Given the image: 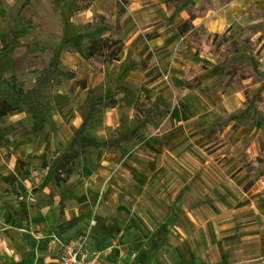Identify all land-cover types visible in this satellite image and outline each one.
<instances>
[{"label": "crops", "instance_id": "crops-1", "mask_svg": "<svg viewBox=\"0 0 264 264\" xmlns=\"http://www.w3.org/2000/svg\"><path fill=\"white\" fill-rule=\"evenodd\" d=\"M40 1L48 3L50 13L55 16L48 24L32 13L35 8L28 9V6L22 9L20 19L32 16L34 21L41 22L48 42L36 40L28 33L19 41L25 44L23 50L19 47L10 49L13 45L8 50L2 48L12 40L16 29L7 23L1 8L6 2H15L0 0V56L15 54L19 63L12 73L23 82L26 90L36 87L45 95L42 103H16L17 109L0 117V183L7 182L11 187L9 190L0 188V258L7 264H56L58 241H66L65 236L75 232H87L89 256L96 257L97 264H134L131 262L134 257L128 263L118 260L117 256H108L111 253L109 247L114 242L122 245L117 241L119 227L111 216L121 213L122 206L117 204L116 210L115 207L109 210L106 205L112 186L118 185L137 196L141 191L140 185L127 164L128 156L101 150L99 146L96 148L95 137L110 139L113 130L117 129L122 135L121 141L125 142L127 132L136 128L133 119L140 93L156 95L164 101L167 84L174 95L178 89V93L186 97L185 90L191 93L199 89L211 100L209 118L213 122L221 116V109L226 112L240 110L257 82L240 90L233 83L217 89L224 69L220 62L225 59L227 51L222 45L197 50L198 44L189 35L178 34V26L186 20V10L181 6L164 8L165 0H129L125 5L126 12L119 19L124 46L117 54V61L101 67H95L94 58L82 55L86 44L82 38L76 43L71 39L78 35L76 32L85 23L93 21L103 27L101 12H109L115 21L117 0H97L92 8L69 12L67 23L59 11L53 10L55 0ZM248 1L232 0L222 6L218 0H213V8L204 16H196L192 23H203L209 30L221 32L235 21ZM190 3L203 6V0H190ZM212 18L222 23L220 29L210 28L208 24ZM65 42L77 45L79 49H61ZM34 43L46 44L49 48L46 52L43 48L37 52L38 47L29 46ZM211 52L219 53L213 57ZM44 54L49 60L55 58L58 70L71 71L73 76L58 78L54 73L46 75L44 65L37 68L38 60ZM167 75L168 82L165 80ZM183 78L196 81L197 89L182 85ZM82 80L86 86L74 84L71 90L72 81ZM183 87L185 89L182 90ZM111 99H115L116 104L106 105ZM172 104L173 108L177 107L175 101ZM246 115L242 118L247 119ZM259 124L241 122L231 134V144L218 165L230 175L231 187L242 189L238 200L242 214L239 220L242 221L235 226L240 241L233 249L245 251L254 248L264 256V168L251 177L240 164L243 160L256 159L260 152L264 154V120ZM82 126L78 138L83 146L87 145L85 154L93 156L92 163L85 162L86 156H83L79 160L84 162L80 164L77 159L68 180L56 183L52 179L46 180L50 161L48 154L57 148L61 151L67 149L75 132ZM130 151L139 154L137 147L132 146ZM245 185L247 187L243 188ZM22 191L29 201L27 217L20 219L18 224H12L3 199ZM60 204L64 205L61 211ZM118 251L114 253L119 254Z\"/></svg>", "mask_w": 264, "mask_h": 264}, {"label": "rangeland", "instance_id": "rangeland-1", "mask_svg": "<svg viewBox=\"0 0 264 264\" xmlns=\"http://www.w3.org/2000/svg\"><path fill=\"white\" fill-rule=\"evenodd\" d=\"M14 2L5 3L3 8L7 12L1 8L7 17V23L10 22L16 29L12 40L6 43V49L9 50L13 45L10 49L19 47L18 49L23 50L25 44L19 41L28 33L36 40L48 42L46 29L41 22L34 21L32 16L24 19H20V16L22 9L28 6V9L35 8L32 13L48 24L55 17L50 13L49 4L40 0L39 3L37 0ZM74 4L75 0H65L59 4L53 2L52 8L55 12L59 11L63 21L67 23ZM249 6L264 9V0H249L235 21L224 29L230 27L229 34L238 41L241 55L249 58L257 70L254 75L257 83L249 94L252 95L259 82L264 80V15L251 18L247 13ZM117 9L118 7L114 10L115 19H121L123 15H119ZM108 28L105 25L100 28L93 21L85 23L71 41L76 43L77 39L83 40L84 35L93 37L98 33H107ZM66 43L61 45V49H79L77 45ZM29 46L38 47L37 52L42 48L46 52L49 48V45L42 43ZM218 53L211 52V55L214 57ZM42 57L38 60L37 68L44 65L46 75L54 73L58 78L66 77L59 73L54 57L51 60L45 54ZM17 59L15 54L5 53L0 56V92L17 104L25 105L32 101L42 103L45 95L40 89L35 87L24 96L13 95L12 88L3 81V71L13 72L12 69L18 67ZM103 64L107 65L104 57L97 56L95 67ZM165 80L168 82V75ZM196 83L187 78L182 79V85L186 88L197 89ZM167 86L164 101L156 95L139 94V100L135 104L137 113L133 119L136 128L127 132L125 142L121 141L122 135L117 129L113 130L110 139L103 136L94 139L96 148L99 146L101 150L128 156L127 164L133 169L141 190L137 196H132L118 185L111 187V197L107 198L106 207L109 210L115 207L116 210L117 204L122 206L121 213L111 214L119 227L117 241L122 245L114 242L109 247L111 253L108 256H117L118 260L128 263L134 257L131 260L134 264H264V256L257 249H233L240 241L235 226L242 221L239 220L241 210L238 209L242 189H233L230 175L225 174L218 165L228 151L233 131L241 122L261 123L264 120V108H255L246 115L247 119L242 118L244 114L238 111L226 113L220 108L219 124L213 126L212 119L209 118L211 100L207 95L199 89L191 93L185 90L188 97L180 95L176 89L174 95L173 89L169 84ZM173 101L176 108H173ZM259 117L261 119L257 120ZM72 142L82 145L78 136H74L69 145ZM132 146L137 147L142 155L130 151ZM84 156L85 162L92 163V155ZM79 161L80 164L84 162L81 159ZM120 170L128 174L122 168ZM47 172L46 180H53L51 172ZM246 187L247 185L243 186ZM0 188L11 189L4 181L0 183ZM3 201L12 224H18L20 219L27 217L29 201H26L24 191L6 196ZM63 206L60 204V211ZM81 234L75 232L67 235L66 241ZM116 250H119V254L114 253ZM6 262L0 258V264H7Z\"/></svg>", "mask_w": 264, "mask_h": 264}, {"label": "trees", "instance_id": "trees-1", "mask_svg": "<svg viewBox=\"0 0 264 264\" xmlns=\"http://www.w3.org/2000/svg\"><path fill=\"white\" fill-rule=\"evenodd\" d=\"M65 0H55L56 4L62 3ZM223 6L224 4L232 0H218ZM97 0H75L74 6L71 8L70 13L80 11L83 9H89L94 6ZM129 0H117L118 9L116 12L123 15L125 13V5ZM122 5V7H121ZM179 8L186 10L187 17L184 22L178 26V34L189 35V37L198 44L197 50H208L210 48H216L222 45L224 51H227V55L223 61L220 62L221 66L224 67L222 71V81L217 89L226 84L233 83L237 90L243 89L256 82L254 78L255 67L251 64L249 58L246 56H240V48L238 41L229 34L230 27L224 29L221 32H215L209 30L203 23L194 24L192 20L196 16H204L207 14L209 9L213 8V0H203V6L197 7L190 3V0H165L163 3L164 8L169 7ZM247 13L250 17L264 15V9L256 7H250L247 9ZM103 25L108 26V32L101 36H87L82 41H85V48L81 51L82 55L86 58H97V56H103L104 62L110 63L118 60V52L124 46V40L122 39V26H120L119 19L116 18L113 21L111 14L108 12H101L100 14ZM90 28V27H87ZM3 47L2 49H5ZM60 74L66 77H72L71 71L58 70ZM2 79L5 83L12 88L13 95H24L26 92H32L33 88L25 89L23 83L17 78L12 72L4 71ZM74 84L86 86L85 81H72L71 90L74 89ZM264 80L261 84L256 87L254 93L246 97L244 106L241 107L238 112L241 114H250L255 108H264ZM116 104L115 99H111L106 105L114 106ZM18 108V105L9 99V96L0 92V117L10 113L12 110ZM145 112V111H144ZM227 113V112H226ZM221 117V116H220ZM219 117V118H220ZM219 118L212 122L213 126L218 125ZM261 119L260 117L257 120ZM256 123L255 121H253ZM83 130V126L75 132V137L80 134ZM2 143V135H0V144ZM87 145L77 144L72 142L67 149L60 150L55 149L51 153L48 171L51 172L53 181L56 183L60 180L66 181L69 179L73 172L75 162L77 159L84 156ZM242 167H245L251 177L255 176L257 172L264 168V154L260 152L256 159L245 161L241 163ZM264 191V190H263Z\"/></svg>", "mask_w": 264, "mask_h": 264}, {"label": "built area", "instance_id": "built-area-1", "mask_svg": "<svg viewBox=\"0 0 264 264\" xmlns=\"http://www.w3.org/2000/svg\"><path fill=\"white\" fill-rule=\"evenodd\" d=\"M87 233H82L69 241H58L56 247V264H97L94 256H89Z\"/></svg>", "mask_w": 264, "mask_h": 264}, {"label": "bare ground", "instance_id": "bare-ground-1", "mask_svg": "<svg viewBox=\"0 0 264 264\" xmlns=\"http://www.w3.org/2000/svg\"><path fill=\"white\" fill-rule=\"evenodd\" d=\"M210 28L212 29H215V30H218L222 27V23L216 19V18H212L210 21H209V24Z\"/></svg>", "mask_w": 264, "mask_h": 264}]
</instances>
